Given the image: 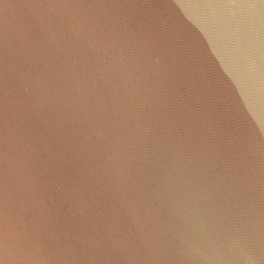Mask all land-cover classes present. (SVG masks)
I'll return each mask as SVG.
<instances>
[{
	"label": "water",
	"instance_id": "water-1",
	"mask_svg": "<svg viewBox=\"0 0 264 264\" xmlns=\"http://www.w3.org/2000/svg\"><path fill=\"white\" fill-rule=\"evenodd\" d=\"M0 264H264V0H0Z\"/></svg>",
	"mask_w": 264,
	"mask_h": 264
}]
</instances>
